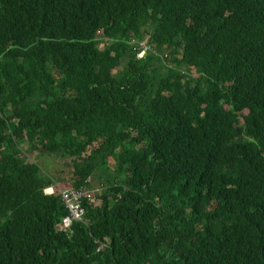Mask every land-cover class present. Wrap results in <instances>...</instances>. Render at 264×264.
Returning <instances> with one entry per match:
<instances>
[{"label":"trees","instance_id":"trees-1","mask_svg":"<svg viewBox=\"0 0 264 264\" xmlns=\"http://www.w3.org/2000/svg\"><path fill=\"white\" fill-rule=\"evenodd\" d=\"M0 264H264V0H0Z\"/></svg>","mask_w":264,"mask_h":264},{"label":"built area","instance_id":"built-area-1","mask_svg":"<svg viewBox=\"0 0 264 264\" xmlns=\"http://www.w3.org/2000/svg\"><path fill=\"white\" fill-rule=\"evenodd\" d=\"M143 55L144 53H142L140 57ZM49 190L51 193L53 189L49 188ZM95 195L96 190L83 187L77 190L69 189L62 191L60 198L66 211V215L61 220L60 229L69 231L75 223L81 222L85 214V209L83 207L84 202L94 200Z\"/></svg>","mask_w":264,"mask_h":264},{"label":"rangeland","instance_id":"rangeland-1","mask_svg":"<svg viewBox=\"0 0 264 264\" xmlns=\"http://www.w3.org/2000/svg\"><path fill=\"white\" fill-rule=\"evenodd\" d=\"M27 158L30 159V161H33L34 163H37L41 168L43 167L46 171V173L50 176H52L53 178L59 177L62 178L64 177H68L70 174V167L67 165V163H61V162H57L54 158H49L46 156H38L36 155V153L32 154H26ZM111 164H113V161H111ZM58 181L55 180L54 185L52 186V192L50 193L49 188L44 190V193L48 194V195H52L55 191V187H56V183ZM60 183V182H58ZM65 187V186H63Z\"/></svg>","mask_w":264,"mask_h":264}]
</instances>
